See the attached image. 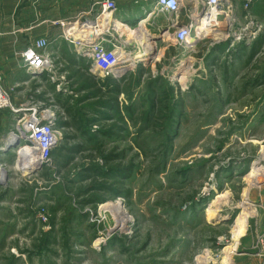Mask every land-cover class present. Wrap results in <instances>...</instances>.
<instances>
[{"label":"rangeland","instance_id":"1","mask_svg":"<svg viewBox=\"0 0 264 264\" xmlns=\"http://www.w3.org/2000/svg\"><path fill=\"white\" fill-rule=\"evenodd\" d=\"M186 2L182 23L192 11ZM236 4L242 40L216 42L210 34L189 50L174 41L175 18L154 11L141 28L150 40L138 35L133 49L149 52L122 77L90 72L88 60L67 51L52 55L61 81L26 72L34 80L14 89L17 103L51 108L62 139L50 166L26 173L17 167L18 147L2 149L15 119L0 110V264L246 257L240 241L264 188V0L247 10ZM216 193L224 197L213 216L206 207ZM106 203L114 207L105 210ZM117 206L127 220L111 232ZM242 209L249 215L238 236ZM255 244L260 255V237Z\"/></svg>","mask_w":264,"mask_h":264},{"label":"built area","instance_id":"2","mask_svg":"<svg viewBox=\"0 0 264 264\" xmlns=\"http://www.w3.org/2000/svg\"><path fill=\"white\" fill-rule=\"evenodd\" d=\"M152 3L154 10L159 13H166L173 16L170 28H173L174 41L181 47L189 50L195 46L194 43H187L188 33L197 20L206 14L214 13L221 16L220 22L214 26L213 30L218 34L214 36L211 31H206L200 38L212 35L213 40H225L234 37L242 40L246 33L234 28V10L237 9L236 2H240L247 10L255 0H148ZM187 1V2H186ZM185 2L192 10L187 16L186 23L179 22V15ZM201 6L198 10L197 8ZM118 11L116 0H91L87 8L78 10L75 15L65 21V27L61 35L69 40L76 54L90 62V72L97 70L103 76L112 75L122 77L129 69L141 60L133 58V49L138 45L140 39V28L144 26L132 25L123 21V26H115V14ZM151 11L150 13H152ZM217 12L221 13L217 15ZM246 19V18H245ZM79 32L77 37L69 34V29ZM233 28V29H232ZM214 31V32H215ZM129 35H124L125 33ZM254 33V32H253ZM140 34V35H139ZM135 35L134 38L132 36ZM140 37H139V36ZM129 36V37H128ZM253 36V35H252ZM48 40L45 37H37L32 43L20 52L21 66L29 74L40 76L42 74H52L50 78L53 82L64 79L60 75L55 78L53 74L52 54L47 51ZM118 50L123 51L118 52ZM60 84V82H59ZM58 84V86H59ZM7 109L15 119L14 127L10 133L17 140L22 141L28 147L32 156V163L36 167L50 166L52 155L62 139V130L58 127L51 108L41 109L37 105L27 102L15 105L12 103L10 95L4 89L3 78L0 74V110ZM9 137L7 138V140ZM3 150L6 149L4 142ZM10 144L12 142H9Z\"/></svg>","mask_w":264,"mask_h":264},{"label":"crops","instance_id":"3","mask_svg":"<svg viewBox=\"0 0 264 264\" xmlns=\"http://www.w3.org/2000/svg\"><path fill=\"white\" fill-rule=\"evenodd\" d=\"M116 1L118 4L116 18L130 26L153 8L148 0ZM120 1H124L122 6ZM90 3L91 0H0V72L4 75V86L13 104H19L14 89L24 88L26 83L34 80L21 66L20 52L35 38L45 37L48 40L46 49L52 55L67 51L78 59L72 43L61 33L65 21L78 10L87 8ZM216 49H211V52ZM75 66L79 68L78 65ZM120 95H123L121 91ZM5 118L1 119L2 124ZM6 122L8 123V118ZM259 202L254 204L256 211L259 212L258 217L247 227L240 241L238 254H246V257L238 259L235 264H264V188ZM258 237H260V255H257L256 250L251 249L256 245Z\"/></svg>","mask_w":264,"mask_h":264},{"label":"bare ground","instance_id":"4","mask_svg":"<svg viewBox=\"0 0 264 264\" xmlns=\"http://www.w3.org/2000/svg\"><path fill=\"white\" fill-rule=\"evenodd\" d=\"M151 8H152V5H151ZM153 9V8H152ZM148 10L142 18L140 19H137L138 22L137 24L139 26H144L146 23H148L153 17H155L154 15L156 14V12H154L153 10ZM151 11H153L152 13H150ZM221 13L217 12V15H219ZM200 20L198 19L196 23H194V26L192 27V29L189 31L188 33V38H187V43H194L198 40V38H200L202 36V34L206 31H211L212 33H214V36L213 37H216L215 35L218 34L217 31L213 30L214 26L217 25L219 22H220V18H218L217 16H215L214 13L212 14H206L204 15L203 17H199ZM114 25L115 26H123L122 22L119 21V19H114ZM126 23V22H125ZM141 31V28L139 29ZM215 31V32H214ZM68 33L72 36H76L79 34V32H77L76 30H74V27L72 29H69ZM162 33V32H161ZM130 34V32L128 33V35ZM141 34V35H140ZM139 35L142 36L143 38H147V41L150 40V36H149V39H148V35L149 33L147 31H145L143 29V31L140 33ZM167 34V33H166ZM198 37V38H197ZM151 42V41H150ZM150 50V49H149ZM148 50H142V51H139L137 52L135 55H133V58H143L145 59V56H147L146 54H148V52H146ZM118 52H121L120 55H125V54H122L123 51L121 50H118ZM191 58V57H190ZM182 65V63H181ZM180 74V69H178L176 72H175V75H178ZM15 137L11 134V137L8 139L9 142L13 141V143H9L8 141L6 142V149H4V151L8 150L10 147L8 146H15V147H18V151H19V158L17 159L18 161L17 162V167L19 169H21L22 171L24 172H30L32 170V168H34L33 166V163H32V156H31V153L30 151L28 150V147L24 148L25 145L22 144V141L20 140H17L16 138L14 139ZM255 171L254 170H251L249 174H254ZM258 180V179H257ZM256 181V180H255ZM260 181V180H259ZM258 182V181H257ZM222 197H224V194L223 193H216L215 197L210 201V203L208 204V206L206 207V211L215 216V213L217 211H215L216 209L215 206L219 203V200L222 199ZM248 196H246L247 198ZM246 201V199H245ZM227 202V201H226ZM247 203V202H246ZM250 203V202H249ZM117 205V204H116ZM115 205V206H116ZM243 206V205H241ZM101 207H114L112 206L111 204H104L102 205ZM248 207V206H247ZM103 208V209H104ZM218 208V207H217ZM242 208V207H241ZM108 209V208H105V210ZM114 209H116V212H117V216H118V219L116 221V225L110 229L111 232L112 231H117L116 229L125 221L127 220L126 219V216L124 214V212L120 211L119 207H115ZM113 209V210H114ZM244 209V208H243ZM242 209V210H243ZM112 210V209H111ZM112 210V212H113ZM246 211V209H245ZM244 210L242 212H240L239 214H237L235 220H234V223L236 225V234L238 236H241L242 234H244V231L246 230L245 226H246V219H247V215H249L247 212H245ZM115 212V211H114ZM113 212V215L115 214ZM250 213V212H249ZM115 216V215H114ZM113 216V217H114ZM241 234V235H240ZM100 241V240H98ZM237 245V243L235 244ZM231 258V257H230ZM221 264H230V260L228 257H224L223 260L221 261Z\"/></svg>","mask_w":264,"mask_h":264},{"label":"water","instance_id":"5","mask_svg":"<svg viewBox=\"0 0 264 264\" xmlns=\"http://www.w3.org/2000/svg\"><path fill=\"white\" fill-rule=\"evenodd\" d=\"M155 38H157V37H155ZM11 146V145H10ZM10 146H8V147H10ZM34 168H32V170L31 171H33V169L34 170H36V169H38L39 167H36V166H33ZM224 220H226V219H224Z\"/></svg>","mask_w":264,"mask_h":264},{"label":"trees","instance_id":"6","mask_svg":"<svg viewBox=\"0 0 264 264\" xmlns=\"http://www.w3.org/2000/svg\"><path fill=\"white\" fill-rule=\"evenodd\" d=\"M111 108L113 107L112 105L110 106ZM115 107H113V109H114Z\"/></svg>","mask_w":264,"mask_h":264}]
</instances>
